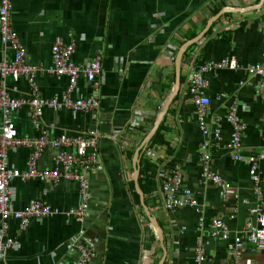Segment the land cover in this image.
Here are the masks:
<instances>
[{
    "label": "crops",
    "instance_id": "0c3cea01",
    "mask_svg": "<svg viewBox=\"0 0 264 264\" xmlns=\"http://www.w3.org/2000/svg\"><path fill=\"white\" fill-rule=\"evenodd\" d=\"M10 1V25L26 50L25 62L40 69L34 84L41 99L58 98L67 85L66 79L45 72L54 42H74L70 56L74 66L85 67L97 58L100 67L95 95L98 106L92 109L93 115L49 107L35 115L28 104L32 91L26 80L0 79V91L5 83L8 97L23 101L11 115L18 135L34 138L44 130L48 138H54L61 134L87 136L95 131L101 169L82 173L87 197L81 222L66 216V211L80 202L75 182L14 179L9 185L13 211L40 201L55 212L31 219L23 230L19 220L9 218L5 235L15 245L0 264H69L77 257L69 243L80 228L83 244L93 253L87 264H192L197 240L203 248V264H226L228 243L243 232L250 219L254 199L249 168L234 159L225 146L231 128L224 119L220 121L219 140L200 133L195 109L186 95V78L191 67L235 61L234 71L225 69L204 76L208 113L222 117L237 102L238 115L246 123L240 154L264 151V89L257 93L259 80L246 74L247 68L264 65V0ZM215 15L216 20L206 27ZM187 41L191 43L180 55ZM11 60L12 51L0 42V62ZM176 72L179 87L175 93ZM92 94L90 85L78 78L71 99ZM166 103L158 122H162L163 142L145 146L140 156L156 167L153 174L151 169L145 173L153 182L152 189L147 194L141 192L146 211L161 230L160 242L140 197L138 203L134 201L132 155ZM92 118L94 130H88ZM2 119L0 109V124ZM202 142L210 155V169L230 185L228 191L201 180ZM31 149L28 143L7 149V167L27 170ZM148 150L153 151L152 158ZM56 151L45 145L36 159V170H51ZM176 164L182 171L183 187L202 209L201 221L192 208L167 211L163 207L161 183ZM261 178L264 215V173ZM214 218H221L229 228L228 240L212 236L210 222ZM263 255L247 245L243 257L252 264H264Z\"/></svg>",
    "mask_w": 264,
    "mask_h": 264
},
{
    "label": "built area",
    "instance_id": "2783aa9c",
    "mask_svg": "<svg viewBox=\"0 0 264 264\" xmlns=\"http://www.w3.org/2000/svg\"><path fill=\"white\" fill-rule=\"evenodd\" d=\"M11 1L0 0V42L8 46L12 51V60L0 62V79L10 78L17 81L24 78L31 87L32 100L28 104L34 109V114L38 115L43 107L67 108L74 111H90L98 106L96 98L97 78L100 75L98 59H93L85 67L74 66L70 56L74 51V42L63 44L54 42L50 46V67L46 74L54 77L64 78L67 81L65 90L58 98L49 100L41 99L37 95L34 84L35 77L40 69L28 65L25 62L26 50L16 37L10 25ZM228 69H237L235 61H222L220 63L210 62L200 66L191 67L187 75L186 95L195 109L196 124L202 135H211L216 140L221 138L220 121L224 119L229 123L231 131L225 146L229 149L233 158L245 162L248 165V176L252 184L253 205L249 208L250 219L245 224L243 232L231 239L227 245L229 261L226 264H252L249 259H245L244 251L247 245L253 246L256 250L264 254V215L262 213L263 191L262 178L264 173V151L242 156V134L246 123L238 115V104L233 102L232 106L221 117L217 114H209L210 100L206 98L205 91L208 88L204 76L212 72ZM246 74L257 77L259 80L257 93L264 89V65H256L246 69ZM78 78H82L90 85L92 95L84 99H71L75 90ZM5 83L0 91V109L3 119L0 124V262L6 257L7 252L15 245V241L5 235L8 229L7 220L14 218L20 221V229L23 230L33 218H45L55 211L50 206L33 201L21 211H13L10 208V183L19 178L21 180H40L50 184H55L58 179L73 181L79 188L80 202L66 211V216L81 222L86 211L85 200L87 197L86 182L82 175L84 172H95L101 169V162L97 152V138L95 131L87 136L61 134L54 138H48L45 131L34 138H22L18 135L15 124L11 118L12 113L22 106L23 101L13 100L8 97ZM210 119L208 120V117ZM37 126V124H36ZM37 128V127H36ZM25 143L31 145V155L27 160V170L10 169L5 163L6 150ZM51 145L57 149L52 157L53 167L51 170H36V159L40 156L45 145ZM200 172L202 181L210 182L226 192L231 187L219 175L210 169V155L206 152V143H200ZM69 147L73 151L68 150ZM147 154L152 158L153 151L148 150ZM182 171L179 165H175L169 174L162 181L161 191L163 194V207L167 211H173L182 207H189L198 214V220H202V209L196 206L189 189L183 187ZM254 218V222L251 221ZM212 236L220 237L222 240L229 239V228L221 218H214L210 222ZM83 230H77L75 236L69 243L70 247L76 251L77 257L69 264H87L93 257V253L88 246L82 242ZM264 257V255H263ZM205 261L203 248L199 241H196L192 249V264H203Z\"/></svg>",
    "mask_w": 264,
    "mask_h": 264
},
{
    "label": "water",
    "instance_id": "95a60500",
    "mask_svg": "<svg viewBox=\"0 0 264 264\" xmlns=\"http://www.w3.org/2000/svg\"><path fill=\"white\" fill-rule=\"evenodd\" d=\"M217 18V15H215V17H213L211 20L208 21V24H206V27H209V25L215 21ZM195 39V38H194ZM191 40V42L194 41ZM190 41H187L183 44L182 48L180 49L179 51V54L182 55V52H183V49L189 44L191 43ZM180 55H179V59H180ZM177 60L176 64L179 65V61L180 60ZM178 87H179V77H178V72H176V83H175V87H174V92L176 93L178 91ZM167 105L168 103L165 104L164 108L161 110V112L159 113L158 115V119L156 120L154 126L148 131V133L144 136V138L142 139V141L139 143V145L136 147V149L134 150L133 152V155H132V162H133V166H134V174H133V180H134V183H135V190H136V193L138 194V196L140 197V201H141V204H142V207L145 209V212H146V216L148 217V220L150 222V224L152 225L153 227V231L156 233L158 239L160 240V242H162V233H161V230L159 229V227L157 226V224L155 222H153V219L152 217L150 216L149 212L146 211V207L145 205L143 204V193L141 192V190L139 189V186H138V183H137V179H138V175H139V168H140V156H141V153H142V150L143 148L147 145L149 139L151 138V136L153 135L157 125H158V122H159V119L161 118V116L164 114L165 110L167 109ZM92 113H94L93 110L89 111ZM91 123L89 125V129L88 130H94V124H93V118L91 119ZM161 263V262H160Z\"/></svg>",
    "mask_w": 264,
    "mask_h": 264
},
{
    "label": "trees",
    "instance_id": "16d2710c",
    "mask_svg": "<svg viewBox=\"0 0 264 264\" xmlns=\"http://www.w3.org/2000/svg\"><path fill=\"white\" fill-rule=\"evenodd\" d=\"M209 31H210V29L208 31H206L205 34H208ZM161 123L158 125L157 129L155 130L154 134L150 138V140H149L148 144L146 145V147H151L155 143L163 142L162 137L160 135ZM155 168L156 167H155L154 164L148 163L147 160H144L141 157L138 184H139V187H140L141 191L144 194H147L152 189V185H153V182L150 181L149 178L148 179L145 178L146 177L145 173H146V171L148 169H151V173L153 174ZM132 188H133V185H132ZM133 197L135 199L134 201L138 203L139 202L138 195L135 192H133Z\"/></svg>",
    "mask_w": 264,
    "mask_h": 264
}]
</instances>
